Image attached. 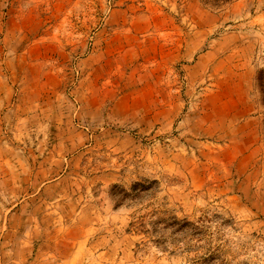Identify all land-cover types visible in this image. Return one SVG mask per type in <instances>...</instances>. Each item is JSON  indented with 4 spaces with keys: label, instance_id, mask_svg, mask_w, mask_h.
Wrapping results in <instances>:
<instances>
[{
    "label": "rangeland",
    "instance_id": "obj_1",
    "mask_svg": "<svg viewBox=\"0 0 264 264\" xmlns=\"http://www.w3.org/2000/svg\"><path fill=\"white\" fill-rule=\"evenodd\" d=\"M264 0H0V264H264Z\"/></svg>",
    "mask_w": 264,
    "mask_h": 264
},
{
    "label": "trees",
    "instance_id": "obj_2",
    "mask_svg": "<svg viewBox=\"0 0 264 264\" xmlns=\"http://www.w3.org/2000/svg\"><path fill=\"white\" fill-rule=\"evenodd\" d=\"M263 103H264V98H263Z\"/></svg>",
    "mask_w": 264,
    "mask_h": 264
}]
</instances>
